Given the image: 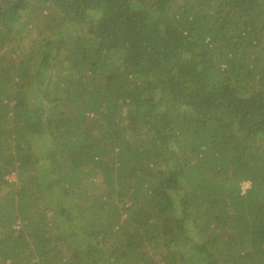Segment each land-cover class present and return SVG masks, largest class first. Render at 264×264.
<instances>
[{"label": "trees", "instance_id": "1", "mask_svg": "<svg viewBox=\"0 0 264 264\" xmlns=\"http://www.w3.org/2000/svg\"><path fill=\"white\" fill-rule=\"evenodd\" d=\"M0 264H264V0H0Z\"/></svg>", "mask_w": 264, "mask_h": 264}, {"label": "rangeland", "instance_id": "2", "mask_svg": "<svg viewBox=\"0 0 264 264\" xmlns=\"http://www.w3.org/2000/svg\"><path fill=\"white\" fill-rule=\"evenodd\" d=\"M8 179H9L10 181H13V180L15 179L14 174L10 175V176L8 177Z\"/></svg>", "mask_w": 264, "mask_h": 264}, {"label": "built area", "instance_id": "3", "mask_svg": "<svg viewBox=\"0 0 264 264\" xmlns=\"http://www.w3.org/2000/svg\"><path fill=\"white\" fill-rule=\"evenodd\" d=\"M245 187H247V184H244L243 189H244Z\"/></svg>", "mask_w": 264, "mask_h": 264}]
</instances>
